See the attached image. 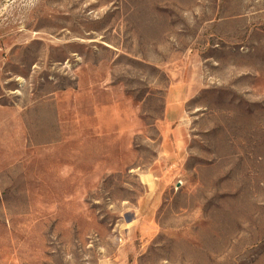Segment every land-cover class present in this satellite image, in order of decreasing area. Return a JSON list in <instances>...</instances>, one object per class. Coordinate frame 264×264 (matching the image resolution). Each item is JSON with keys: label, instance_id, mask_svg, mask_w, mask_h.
Listing matches in <instances>:
<instances>
[{"label": "rangeland", "instance_id": "rangeland-1", "mask_svg": "<svg viewBox=\"0 0 264 264\" xmlns=\"http://www.w3.org/2000/svg\"><path fill=\"white\" fill-rule=\"evenodd\" d=\"M0 264H264V0H0Z\"/></svg>", "mask_w": 264, "mask_h": 264}, {"label": "crops", "instance_id": "crops-1", "mask_svg": "<svg viewBox=\"0 0 264 264\" xmlns=\"http://www.w3.org/2000/svg\"><path fill=\"white\" fill-rule=\"evenodd\" d=\"M175 141V140H174ZM176 142V141H175Z\"/></svg>", "mask_w": 264, "mask_h": 264}]
</instances>
